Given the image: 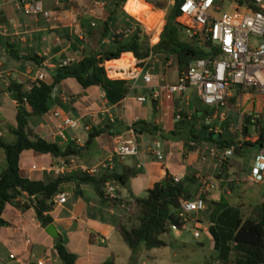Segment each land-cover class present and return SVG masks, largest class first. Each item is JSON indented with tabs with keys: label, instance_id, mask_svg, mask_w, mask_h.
<instances>
[{
	"label": "trees",
	"instance_id": "16d2710c",
	"mask_svg": "<svg viewBox=\"0 0 264 264\" xmlns=\"http://www.w3.org/2000/svg\"><path fill=\"white\" fill-rule=\"evenodd\" d=\"M177 1L175 0L167 11L158 40L153 45L149 43L150 32L142 30L140 26L127 34L122 31L114 32L117 25L127 29L138 22L127 13H123L124 18L120 19L117 13L125 0H113V8L105 19L89 16L81 18V27L86 37L84 41H87L89 49L77 60L53 66L50 69V82L34 79L27 87L23 82L8 81L6 88L11 98L16 101V112L15 124L8 128L13 140L8 141L0 136V149L5 158V166L0 169V227L6 223L1 213L7 202L20 210L33 207L36 219L45 227L52 222L49 211L53 206L54 195L63 192L65 185L69 183L75 186L80 183L91 184L97 196L107 205L122 207L123 204L122 214L114 221L113 226L115 233L130 249L129 264L137 260L140 247L150 249L164 246L166 242L161 238V234L170 233L172 224L178 227L182 225L184 221L179 215L180 200L192 197L185 187V179L174 181L172 176L166 173L146 188L143 195L133 196L123 202L118 196L110 197L105 192V187L108 183L127 184L138 170L127 165H123L120 171L116 170V157L111 168L96 175H88L79 170L64 174L48 171L41 179H33L21 175L18 165L19 155L25 149L40 154L49 153L52 157L77 155L81 148L91 144L95 137L103 133L113 135L118 132L114 128L117 120L107 119L101 125L88 129L81 148H75L70 143L62 146L36 133L28 125L29 115L43 114L54 106L77 114L71 105V98L65 101L57 93L52 94L54 87L63 79L72 78L83 88L96 85L103 91L108 104H120L130 92L132 80L109 77L104 63L119 58L122 52L130 51L136 59L146 57L150 50L156 51L159 57L163 56L165 59L168 55H174L178 72L184 70L189 62L196 58L214 59L216 49L212 43L207 40L198 43L195 38L189 37L184 25L176 19L179 14ZM158 6L162 8L164 3L159 2ZM104 38H108L107 43L103 42ZM10 47L11 45H8V48ZM29 58H33L37 63L43 59L36 55H30ZM18 97L21 101H18ZM228 99L233 100V97H227L226 103ZM214 108L197 96L196 103L189 100L188 105L180 109L179 119H175L172 109L165 124L137 118L125 128L132 129L137 138L145 132L162 137L180 136L187 150H190L204 139L209 140V136L204 135V132H209L210 135L214 133L208 130L214 122H205L206 115L212 114ZM189 111L192 112L188 117ZM252 118L248 114L243 117L242 141H236L227 133L228 121H224L221 123V131L216 133L219 139H212L211 143L218 148L233 146V151L238 156L244 154L245 147L254 148L255 145H261L264 143V120L258 119L254 122ZM247 124L256 126V136L252 140L247 137ZM224 132L227 137L223 136ZM222 167L223 164H220L216 169L217 178H221L219 174L223 172ZM202 197L206 201L205 196ZM154 200L156 213H151L150 205ZM208 231L213 240V252L209 258L194 264H264V199L256 203L246 216L239 214L235 207L225 202L216 203V212L210 215ZM53 247L61 264H75L76 255L67 250L61 234L54 237ZM98 264H113V257L110 256Z\"/></svg>",
	"mask_w": 264,
	"mask_h": 264
},
{
	"label": "crops",
	"instance_id": "0c3cea01",
	"mask_svg": "<svg viewBox=\"0 0 264 264\" xmlns=\"http://www.w3.org/2000/svg\"><path fill=\"white\" fill-rule=\"evenodd\" d=\"M101 1L104 2L102 6L94 5V0H41L43 8L51 13V17L46 19L41 14L36 16L24 14L19 8L18 0H0V136L8 141L13 140V135L8 128L15 124L16 101L11 98L6 88L8 81L23 82L27 86L34 81L39 72H42L44 73V80L50 82V69L53 66L79 59L89 49L87 41H84L86 37L81 27V18L89 16L105 19L113 8V0ZM125 2L122 5L123 8ZM125 12L128 15L131 14L126 10ZM117 15L120 19L124 18L120 14V10H118ZM141 20L144 19H139V21ZM162 24L158 26L161 29ZM120 30H124L120 25L114 28V32ZM154 33L149 37L151 45L158 40V37L153 40ZM87 39L89 40V38ZM103 42L107 43L108 38H104ZM8 45H11V47L8 48ZM124 54H129L128 62L136 59L130 51H127L122 52L119 58L105 61L104 66L109 77H121L113 75L110 73L111 70H108L109 67L121 65H118V63L112 66L108 65V63L113 60H120ZM30 55H36L43 59L37 63L33 58H29ZM157 58L159 56L148 61L149 71L156 75L158 83H174L178 75L177 65L175 66V76H172L171 72L174 67L165 71L161 69L157 72L153 68V62ZM168 63L169 61L165 62L166 65ZM72 82L74 83L73 86H71ZM67 86L72 87V92L74 93L87 92L86 98L90 101L88 108H91L92 120H94L95 116L93 112L96 111L97 119L94 121L97 123H103L107 119L117 120L114 128L118 132L113 135L103 133L95 137L91 144L81 148L89 125L82 124L83 130L80 127V119L87 111L83 110L82 100L80 101L79 99L71 98V105L77 114L64 110L78 119L76 128L64 130L65 138H61L57 134L55 119L51 115V111L58 106L52 107L43 114L29 115L27 117L28 125L40 136L49 141H56L62 146L70 143L75 148H81V151L77 155L70 154L65 157H52L49 153L40 154L31 149H25L20 153L18 160L19 173L21 175L33 179H41L44 174L48 173L49 165L55 164L69 156H73L77 163L86 164L106 159L112 154L114 136L128 130L125 126L130 125L136 118L140 117L158 124H165L172 109L176 114L177 109H181L189 103V96L186 94L188 88L182 93H175L171 99H166L162 95L159 99L148 98L143 102L137 101L136 97L138 95L145 94L148 91L146 84L143 83L140 77L132 80L131 90L120 104H108L100 87L91 85L83 88L72 78H65L55 86V93L65 101L70 99V97L64 95ZM94 92H98L99 96H101V102L105 104L104 108H96V101L91 97V93ZM132 93L133 95H131ZM147 100L150 101V106L145 104ZM153 101L155 102L153 103ZM177 102L181 105H177ZM227 106L228 104L226 103L225 106L215 107L213 113L207 114L205 118L211 119L222 109H228ZM10 107L14 109L13 114L10 113ZM191 112H188V117ZM148 134L152 137V144L154 141L160 142L164 154L162 160L155 158L150 150L152 145L140 148V136L143 133L138 138L136 136V154L122 157L111 156L113 163L114 158H117V164L114 166L116 170L120 171L123 165L134 167L138 170L137 174L131 177L127 184L121 185L123 186L122 190L118 188V184L111 183L117 196L123 202L132 199L133 196L143 195L146 188L150 187L154 181L164 177L166 173L171 176L177 175L179 179H185V187L189 190L192 197L198 188V177L200 174H205L210 179L214 176L216 179H214V185L216 181L223 180L222 176L217 178L212 173H208L210 168L215 170L218 167L216 162H212L211 156L207 155L204 160L201 159L205 147L215 146L210 139L202 141V143L207 144L186 150L180 136L162 137L159 134ZM76 139H78L77 144ZM0 156L1 169L5 166L2 150L0 151ZM32 164L35 165L34 169L31 168ZM227 172H230V170H227ZM263 183L256 184L261 185ZM214 188L215 186L205 192V199ZM229 191L227 190V192ZM61 193L65 194V201L53 205L49 214L52 217V223L56 231L64 239L65 247L70 252L75 253V264H98L110 256L113 257L114 264L116 250L113 247V243L116 242L114 236L117 234L114 231L113 223L122 214L123 204L122 207L107 205L97 196L92 185L88 183H80L78 186L69 183L65 185V190ZM262 196V199H264V192ZM1 216L6 223L0 227V264H37V261H42V264H61L53 247L55 236L47 233L45 227L41 226L35 217L33 207L20 210L7 202L3 207ZM201 225L202 223L200 222V228ZM182 230H175V235L179 236ZM27 238L29 239L28 242L26 241ZM118 248L123 252L128 263L130 252H126V250L122 249L123 247ZM10 253H14L13 258L9 257ZM153 257L156 256L154 255ZM172 264L189 263L178 261Z\"/></svg>",
	"mask_w": 264,
	"mask_h": 264
},
{
	"label": "built area",
	"instance_id": "2783aa9c",
	"mask_svg": "<svg viewBox=\"0 0 264 264\" xmlns=\"http://www.w3.org/2000/svg\"><path fill=\"white\" fill-rule=\"evenodd\" d=\"M142 1L149 5L151 12H160V16L154 24L155 30L163 22V10L175 3V0ZM159 2L164 3L162 8L158 6ZM225 2L229 3L230 8L219 15ZM18 4L26 15L41 14L46 19L51 17L50 11L43 8L41 0H18ZM93 4L102 6L104 2L94 0ZM177 6L179 14L176 19L184 25L187 35L195 38L198 43L206 40L212 43L216 49L215 57L214 59L196 58L190 61L184 70L178 72L174 83H158L156 75L149 71L148 61L159 56L154 50H150L146 57L134 59L124 66L109 67L108 70L112 69L114 73L122 74L120 78L136 80L140 77L146 84L148 91L138 95L137 101L143 102L148 98L159 99L162 95L166 99H171L175 93H182L187 88L193 87L205 104L218 107L225 106L226 98L231 96L232 90L238 87L242 89L246 86H253L258 91H264V0H178ZM136 21L138 23L120 31L127 34L137 26L146 31L142 23ZM255 37L258 40L257 43L252 41ZM35 79L44 80V73L39 72ZM55 91L54 87L52 94ZM179 111L180 109H177L175 119L180 118ZM51 115L55 119V128L61 138H65V129H74L78 126V119L66 113L59 106L51 111ZM208 130L214 133L218 132L216 127L209 126ZM113 142L111 156L122 157L137 152V139L132 129L115 135ZM77 143L78 139H76ZM150 150L157 160L163 159L164 154L159 141H154ZM232 154L233 146L226 148L211 146L205 147L201 159L204 160L208 155L224 162ZM111 156L91 164L77 163L73 156H69L49 165L48 171L64 174L79 170L88 175H96L102 170L112 167ZM31 168L34 169L35 165L32 164ZM172 178L174 181L179 180L177 175H172ZM248 180L254 183L264 182V143L256 149ZM198 184L193 197L180 200L179 215L182 216L184 222L180 227L175 224L171 225L172 230H180L184 229L188 222H191L192 234L195 237L199 235L200 220L191 215L204 209L205 201L202 196L215 186L205 174L199 175ZM105 192L110 197L117 196L111 183L106 185ZM65 199L64 193H57L52 199L53 205L62 203ZM26 241L28 242L29 239L27 238ZM9 257L13 258L14 253H10ZM37 264H42V261H37Z\"/></svg>",
	"mask_w": 264,
	"mask_h": 264
},
{
	"label": "rangeland",
	"instance_id": "374dc122",
	"mask_svg": "<svg viewBox=\"0 0 264 264\" xmlns=\"http://www.w3.org/2000/svg\"><path fill=\"white\" fill-rule=\"evenodd\" d=\"M170 8L171 5L167 9L163 10V20H165L166 13ZM229 8V3L225 2L219 12V15L223 11L229 10ZM119 10L120 14L126 13L125 10L128 11L129 13H131L130 15L133 14L132 16L138 21L141 18H143L144 20H151L149 5L142 0H126L124 8L121 6ZM156 21L157 19L150 21V24L147 27L140 21L144 26V29L150 32V36L155 31L154 24ZM252 41L254 43H257L258 40L255 37L252 39ZM167 57V59H165L163 56L155 59L153 62L154 64L152 63L153 68L158 72L161 69L165 71L174 67L171 72L172 76H175V56L168 55ZM167 61H169V63L166 65L165 62ZM127 62L128 59L124 58L118 65L124 66L127 64ZM114 75L120 77L122 74ZM73 85L74 83L72 82L71 86ZM87 94V92L74 93L72 92V87L70 86H67L64 91V95L66 97L79 99L80 101L82 100L83 110L87 111V113L80 119L81 129L83 128L82 124L89 125L88 129H91L92 126H99L102 124L94 121L95 119H97V111L93 112L95 116L94 120H92L91 108H88L90 101H88L86 98ZM186 94L189 96V100L191 103L197 102L196 91L193 87H189L186 90ZM131 95H133V93ZM91 97L96 101V108L99 107L100 109H102L105 107V104L101 102V96H99L98 92L91 93ZM229 97H233V100H227L228 109H222L221 111L217 112L215 116L211 117V119L205 120V122H214V124H212L211 126L213 128L216 127L217 130H221V123H223L224 121H228L227 133L229 135H232L236 141H242L244 138L242 130L243 117L245 114L251 115L254 119V122L258 119L264 120V91H258L253 86H246L239 90L233 89L231 92V96ZM179 102H177V105H181ZM145 104L147 106H150V101L147 100ZM13 112L14 109L10 107V113L13 114ZM247 125L249 127L247 137L252 140L256 136V126L253 124ZM88 129L86 131H88ZM223 136L227 137V134L224 132ZM140 141V148H146L147 146L152 145V137L148 133H143V135L140 136ZM204 144L207 143H200L199 145ZM183 146L187 150V146L184 143ZM255 154L256 150L254 148L245 147L244 154L242 156H238L233 151L232 156L224 162L219 161L216 157H212V162H216L218 166L220 164H223V172L219 174L223 176V180L215 182V188L206 196L204 209L200 210L198 213H194L191 215L192 217L196 216L198 219L200 218L199 220L202 223L199 231V236H193L192 223L188 222L185 228L180 232L179 236L175 235V230H172L170 233L161 234V238L166 242L164 246L150 249L140 247L137 260L133 264H172L173 262L178 261L191 264L199 263L204 259L209 258V256L213 252V240L207 227L209 224L210 215L216 212V203L225 202L228 205L235 207L238 210L239 214L246 216L252 211L253 206L263 198L262 193L264 192V183L258 185L248 180L250 166ZM227 170H230V172H227ZM208 173L216 175V169L214 170V168H210V172ZM214 179V176L211 177V181L213 183ZM118 188L122 190L123 186L118 184ZM227 190L230 191L227 192ZM114 237V239H116V242L113 243V247H115L116 250L114 264H129V261L127 263L123 252L118 248L123 247L122 249L126 250V252H130L129 247L121 240L118 235H115ZM200 242H202V244H200ZM154 255L156 257H153Z\"/></svg>",
	"mask_w": 264,
	"mask_h": 264
},
{
	"label": "water",
	"instance_id": "95a60500",
	"mask_svg": "<svg viewBox=\"0 0 264 264\" xmlns=\"http://www.w3.org/2000/svg\"><path fill=\"white\" fill-rule=\"evenodd\" d=\"M18 101H21L20 97H18ZM203 134L206 135V136H209L210 140L215 139L217 141L219 139V135H217L216 133H213V134L210 135L209 132H204ZM258 147H259V145H255L254 149H257ZM150 212L151 213H156V200H154L151 203ZM45 231L47 233H49L50 235H52V236H57L58 235V232L56 231L55 226H54V224L52 222L45 226Z\"/></svg>",
	"mask_w": 264,
	"mask_h": 264
},
{
	"label": "bare ground",
	"instance_id": "6f19581e",
	"mask_svg": "<svg viewBox=\"0 0 264 264\" xmlns=\"http://www.w3.org/2000/svg\"><path fill=\"white\" fill-rule=\"evenodd\" d=\"M150 14H151V20H141V22H142L146 27L150 24V21H152V20H156V19L158 20V18H159V16H160V12H151V11H150ZM160 31H161V28H160V27H157L156 30H155V33H154V35H153V40H155V39L158 37ZM124 58H127V59L129 60V54H124V55L121 57L120 60L111 61L110 63H108V65H112V66L117 65L118 63L122 62V60H123ZM111 72H112V74L114 73V71H113L112 69H111ZM111 72H110V73H111ZM114 74H115V73H114ZM114 74H113V75H114ZM110 76H111V75H110Z\"/></svg>",
	"mask_w": 264,
	"mask_h": 264
}]
</instances>
